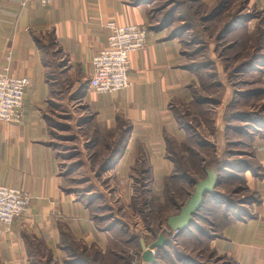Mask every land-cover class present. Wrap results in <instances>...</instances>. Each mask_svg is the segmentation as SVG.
<instances>
[{
  "label": "rangeland",
  "instance_id": "obj_1",
  "mask_svg": "<svg viewBox=\"0 0 264 264\" xmlns=\"http://www.w3.org/2000/svg\"><path fill=\"white\" fill-rule=\"evenodd\" d=\"M131 4L146 8L142 25L147 34L174 41L175 65L184 71L183 88L176 87L168 109L185 136H164L163 156L173 168L161 187L154 189L149 180L143 153L125 177L117 178L119 172L109 176L132 124L120 120L119 129L99 139L97 124L80 99L87 82H70L56 72L58 86L48 122L60 172L66 177L64 187L90 205L98 227L119 233L112 236V264H146L136 237L148 246L161 233L170 244L154 249L156 264H236L217 254L210 243L222 237V222L246 219L248 206L260 202L253 178L263 172L252 148L254 139L264 134V7L252 0ZM209 167L217 174L215 192L204 198L189 228L182 233L171 230L166 219L184 206ZM30 203L31 198L27 210ZM94 251L88 257L97 263L101 254Z\"/></svg>",
  "mask_w": 264,
  "mask_h": 264
},
{
  "label": "crops",
  "instance_id": "obj_2",
  "mask_svg": "<svg viewBox=\"0 0 264 264\" xmlns=\"http://www.w3.org/2000/svg\"><path fill=\"white\" fill-rule=\"evenodd\" d=\"M252 1L264 7V0ZM22 2L0 0V72L29 80L21 122L0 123V184L27 191L31 203L22 217L0 226V264H112V236L119 233L98 227L90 205L63 184L66 177L48 122L58 86L54 75L87 82L92 58L107 44V23L142 25L146 8L131 0H52L48 6ZM162 39L149 32L144 49L131 55L129 88L98 94L86 86L80 97L97 124L99 139L119 129L120 120L132 124L108 175L119 172L116 177L122 179L143 153L154 189L173 168L163 156L164 136H185L168 109L176 87L183 88L184 71L175 65L174 41ZM252 149L263 172L253 178L260 202L248 206L246 219L222 222V237L210 243L236 264H264V134L254 139ZM136 238L142 250L144 239ZM94 250L101 254L97 263L88 257Z\"/></svg>",
  "mask_w": 264,
  "mask_h": 264
},
{
  "label": "built area",
  "instance_id": "obj_3",
  "mask_svg": "<svg viewBox=\"0 0 264 264\" xmlns=\"http://www.w3.org/2000/svg\"><path fill=\"white\" fill-rule=\"evenodd\" d=\"M35 1L43 6L52 0ZM110 34L107 44L92 58V75L87 81L88 89L95 93H113L131 86L129 71L131 55L146 46L147 29L140 24L107 23ZM29 83L26 77H15L0 72V123L17 124L23 117V96ZM30 195L15 187L0 184V226L11 225L23 216L30 202ZM154 254V251H153Z\"/></svg>",
  "mask_w": 264,
  "mask_h": 264
},
{
  "label": "water",
  "instance_id": "obj_4",
  "mask_svg": "<svg viewBox=\"0 0 264 264\" xmlns=\"http://www.w3.org/2000/svg\"><path fill=\"white\" fill-rule=\"evenodd\" d=\"M206 178L197 182L194 186L193 193L186 201L184 206L177 214L170 215L166 219V225L173 231L180 233L184 231L193 221V217L202 204L203 197L206 193H211L218 185L217 174L213 167L206 169ZM167 238L163 233L159 234L157 239L150 245H146L144 240H141V248L143 251L142 258L149 264H154L155 258L153 255L154 249L161 248L165 245Z\"/></svg>",
  "mask_w": 264,
  "mask_h": 264
},
{
  "label": "trees",
  "instance_id": "obj_5",
  "mask_svg": "<svg viewBox=\"0 0 264 264\" xmlns=\"http://www.w3.org/2000/svg\"><path fill=\"white\" fill-rule=\"evenodd\" d=\"M169 180V179H168ZM167 179H166V183H167V181H168ZM215 192V189H214V191L213 192H211V193H206L205 195H204V197H203V201H202V204H201V206L199 207V209L197 210V212H196V214H198V211L202 208V205L204 204V198L207 196V195H213V193ZM196 214L194 215V217L196 216ZM250 215L247 213L246 215H245V217L247 218V217H249ZM194 217H193V219H194ZM239 218H240V216H239ZM243 217H241V219H242ZM228 220L230 221V220H232V218H228ZM192 223H193V221L190 223V225L188 226V228L192 225ZM186 230V229H185ZM184 230V231H185ZM184 231H181V233L182 232H184ZM169 245L170 243H169V240H167L166 241V243H165V245L164 246H166V245ZM163 246V247H164ZM162 248V247H161ZM156 261H157V259L155 258V261H154V264H156ZM69 263H71V264H75V262L72 260V261H68Z\"/></svg>",
  "mask_w": 264,
  "mask_h": 264
}]
</instances>
